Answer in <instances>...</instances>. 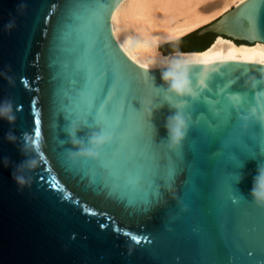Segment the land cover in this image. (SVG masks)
I'll return each mask as SVG.
<instances>
[{
  "label": "water",
  "instance_id": "1",
  "mask_svg": "<svg viewBox=\"0 0 264 264\" xmlns=\"http://www.w3.org/2000/svg\"><path fill=\"white\" fill-rule=\"evenodd\" d=\"M120 2L0 0V102L11 100L15 116L0 119V264H264V208L250 196L264 164V123L250 125L257 146L246 155L232 146L241 144L247 125L240 130L224 114L225 96L249 97L252 106V98L264 97V66L199 64L183 103L171 97L170 106L153 104L155 95L168 97L158 88L160 69L135 65L111 33V13ZM195 31L264 44V0H244ZM89 92L93 112L104 104L121 120L120 139L106 144L98 158L107 154L116 176L97 175L85 167L94 160L66 153L70 123L85 143L104 128L91 115H67L69 103L86 93L91 99ZM190 101L204 106L195 119ZM141 108L136 118L157 144L155 160L168 159V175L158 181L154 198L148 182L161 173L137 139L132 113ZM175 110L190 127L179 151H169L164 123ZM9 132L15 142L5 139ZM24 136L35 145L28 155L37 163L17 172L28 159L19 150ZM20 173L28 178L23 189L11 176ZM137 180L135 188L128 184Z\"/></svg>",
  "mask_w": 264,
  "mask_h": 264
},
{
  "label": "bare ground",
  "instance_id": "2",
  "mask_svg": "<svg viewBox=\"0 0 264 264\" xmlns=\"http://www.w3.org/2000/svg\"><path fill=\"white\" fill-rule=\"evenodd\" d=\"M244 0H121L110 17L114 41L135 65L147 63L154 55L159 58V49L148 51L126 45L128 37L142 40L160 37V45L177 40L212 22L218 16ZM210 10H208V9ZM206 9L209 11L207 12ZM206 11V12H205ZM200 61V64L237 61L264 66V44L236 45L217 36L202 52H183ZM171 54V53H170ZM143 69V68H142ZM153 68L150 70H155ZM145 70V69H144Z\"/></svg>",
  "mask_w": 264,
  "mask_h": 264
},
{
  "label": "clouds",
  "instance_id": "3",
  "mask_svg": "<svg viewBox=\"0 0 264 264\" xmlns=\"http://www.w3.org/2000/svg\"><path fill=\"white\" fill-rule=\"evenodd\" d=\"M23 7V5H21ZM13 26L12 22L6 25L7 28ZM160 37H151L142 40L138 37H128L126 45L134 49L143 48L148 51L158 50L160 46ZM200 61L190 57L189 55L176 50L169 55L160 54L157 59L156 56L141 65L146 71L157 68L160 69V79L162 81L159 89H162L166 96L174 97L181 103L192 94V81L191 74L196 70ZM255 87V85H253ZM172 108V107H171ZM152 116V111L148 112V118ZM0 119H5L9 122L15 119L12 111V101L5 100L0 102ZM189 119L180 110H175L173 114L169 115L164 123L166 129V138L162 141L165 142L169 151H179L183 141L185 140L189 131ZM80 129L75 123H70L67 129V143L71 145L66 150L67 156L70 159L84 158L96 160L101 154L102 148L112 142L114 133L105 128H101L98 132H93L84 139L78 137L77 133ZM5 139L9 142H15L16 136L14 133H6ZM63 143V141H62ZM19 150L28 159L16 166L17 172L27 166L28 168L34 167L37 163L34 157H29V152H35L36 148L27 136L22 138ZM5 165H7L8 158H4ZM13 181L17 184L19 189H23L28 184V178L20 174H11ZM240 177L238 178V180ZM237 180V181H238ZM252 202L261 208H264V164H261L257 169V174L253 178V184L250 191Z\"/></svg>",
  "mask_w": 264,
  "mask_h": 264
},
{
  "label": "snow or ice",
  "instance_id": "4",
  "mask_svg": "<svg viewBox=\"0 0 264 264\" xmlns=\"http://www.w3.org/2000/svg\"><path fill=\"white\" fill-rule=\"evenodd\" d=\"M108 71L112 74V81L116 79V74L113 68L109 69ZM125 87L124 81H119V88L123 89ZM153 87L154 84H153ZM157 88V87H156ZM91 94V99L88 97V93H86V96L83 100L79 99V103L71 104L69 103L68 109H67V115L71 116L75 114L77 119L85 116V115H91L97 123H101L104 128L111 129V131L114 133L113 139H120V136L118 135L116 129L121 123V120L119 116H117L115 113L108 112L105 109V105L101 104L99 108L96 111H92V102H93V94ZM152 103L157 105H163L167 103L170 106V102L172 101L171 97H161L159 95H155L152 98ZM255 100V106H252V100L249 99V97H244L243 95L239 96H225L226 104L224 107V114L230 113V119L229 123L236 122L238 123L240 130L247 125V131L244 132V135L241 137V144L236 145L234 144L232 146V149L238 148L241 153L246 155H252L253 152H256V140L253 138L256 136V133L253 132L250 128V125L259 122L261 125L264 123V97L258 96L255 98H252ZM178 103V102H177ZM192 104L193 111V119L200 113L204 112V110H201V108L204 106L200 105L197 106V103L195 101H190ZM143 108L139 112H133L132 115L137 121V139L139 143L141 144L142 152L145 154L146 157L151 158L155 160V145L152 141H148L146 136L143 134V124L141 121H139L136 116L137 114H142ZM74 119V120H77ZM199 133L193 129L191 135L193 137L197 136ZM248 136L251 140V143H246L244 140V137ZM246 145V147H245ZM190 155V153H185L186 158ZM169 156L175 160L176 154L170 153ZM156 161V160H155ZM156 163L159 166L160 175L158 176L156 181H149L148 187L151 189V196L154 198L156 195H158V187H159V180H164V177L168 175V159L164 158L163 156L160 157L158 162ZM90 168L92 171H94L97 175L103 176L105 174L116 176L117 172L112 167V161L109 159L107 154H105L103 157H100V159L94 160V163L91 166H85ZM165 181V180H164ZM138 183V180L135 181V183L129 182L128 184L132 185L133 188L136 187ZM147 196V193H146ZM144 202H148L147 199H145ZM237 203V198H236Z\"/></svg>",
  "mask_w": 264,
  "mask_h": 264
},
{
  "label": "trees",
  "instance_id": "5",
  "mask_svg": "<svg viewBox=\"0 0 264 264\" xmlns=\"http://www.w3.org/2000/svg\"><path fill=\"white\" fill-rule=\"evenodd\" d=\"M195 33H196V31H193V32H191V33H189V34H187V35H185V36H183V37H181V38H179L177 40L162 44V45L159 46L158 49L163 55H169V52L167 53V52L164 51V49L166 47L175 45L176 43L184 41L187 38H191V37L194 36ZM209 37L204 41V43L198 49H190V50H185V51H181V52H202V51L206 50L207 48H209V46L212 44L213 40L215 39L213 35H209ZM233 43L236 44V45H240V44L248 45V44H246L244 42L233 41Z\"/></svg>",
  "mask_w": 264,
  "mask_h": 264
},
{
  "label": "flooded vegetation",
  "instance_id": "6",
  "mask_svg": "<svg viewBox=\"0 0 264 264\" xmlns=\"http://www.w3.org/2000/svg\"><path fill=\"white\" fill-rule=\"evenodd\" d=\"M208 37H209V34H202V35L194 34L193 37L189 38L190 40L186 41V43L179 44L177 48L178 49H195V48H199Z\"/></svg>",
  "mask_w": 264,
  "mask_h": 264
},
{
  "label": "rangeland",
  "instance_id": "7",
  "mask_svg": "<svg viewBox=\"0 0 264 264\" xmlns=\"http://www.w3.org/2000/svg\"><path fill=\"white\" fill-rule=\"evenodd\" d=\"M207 9H208V8H207ZM207 9H206L207 12H209V11L211 10V9H210V10L208 9V10H209V11H208ZM206 11H205V12H206ZM209 38H210V37H209ZM188 40H190V39L187 38V39H185L184 41H181V42H179V43H176L175 45H172V46L166 47V48L164 49V51L167 52V53L169 52V53L172 54V53L175 52L176 50H179V51L190 50V49H178V48H177L179 44L186 43V41H188ZM230 41H231V40H230ZM232 42H233V41H232ZM200 47H201V46H200ZM195 49H198V48H195Z\"/></svg>",
  "mask_w": 264,
  "mask_h": 264
}]
</instances>
